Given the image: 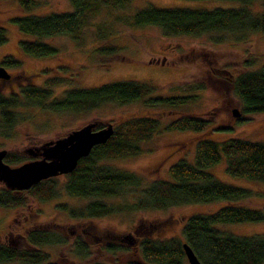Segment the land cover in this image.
I'll list each match as a JSON object with an SVG mask.
<instances>
[{"label": "trees", "instance_id": "16d2710c", "mask_svg": "<svg viewBox=\"0 0 264 264\" xmlns=\"http://www.w3.org/2000/svg\"><path fill=\"white\" fill-rule=\"evenodd\" d=\"M130 1L69 0L72 10L54 11L43 15L24 14L11 17L10 20L19 31L34 36L18 41L22 51L36 57L48 56L54 55L57 48L41 40L42 37L68 35L80 44L84 41V30L91 24L94 16L104 11L107 17L113 9L127 5ZM226 1L235 2L237 5L212 8L157 7L148 3L130 14L117 15L116 18H125L129 24L137 26L156 25L161 28L164 35L220 31L241 40L249 31L264 32V0ZM38 3L39 0H18V5L23 10L30 9ZM112 27L109 20L103 19L95 24L90 33L96 41L109 38L114 33ZM6 39L5 28L0 26V44ZM216 39H223V35ZM95 48L99 53L117 54L119 51V47L112 41L107 44L96 43ZM243 63L252 65L254 58L247 57ZM0 64L16 68L18 71L21 62L16 57L5 54L0 59ZM221 71L241 104L240 115L236 117L237 123L246 118L244 114L264 112V62L257 68L235 73L224 68ZM12 77L10 73L9 79L0 81L9 82ZM16 78V91L12 90L5 94L0 85V135L7 137L17 123L29 118L22 110L25 107L36 106L41 110L53 112H80L99 108L105 103L125 104L140 100L147 106H164L174 112L175 107L195 99L197 96L195 92L205 88V80H190L181 88L182 92L163 96L154 94L157 86L151 82L122 79L96 87L71 86L61 89V95L54 96L52 87L70 83L71 77H46L43 85L22 83L20 77ZM178 113L163 124L160 117L147 115L132 116L113 123V133L109 138L94 145L86 156L79 158L74 169L65 174L66 180L62 184L65 193L87 200L82 206H68L60 202L55 207L58 211H65L70 217L89 218L140 209H164L193 202L224 200L226 204L211 213L188 215L181 227V237L160 239L146 235L138 240L135 247L121 242L113 243V240L106 242L103 247L110 253L129 249V257L124 264H188L182 248V242L185 241L201 264H262L264 233L238 235L218 224L260 221L264 219V211L259 207L240 204L250 198L252 194L250 189L226 183L216 178L207 168L223 160L224 170L230 175L264 182L263 141L242 137H228L222 140L198 139L193 161L179 157L169 166L171 178H156L145 183L134 171L118 168L107 162L112 158L139 154L142 143L161 129L193 130L203 133L208 130L210 121L205 116ZM102 123L103 121L100 124ZM27 157L23 153L7 151L4 161L15 165L27 160ZM58 185L55 176L42 179L21 191L6 188L0 183V206L23 208L28 205V199L42 201L55 198L58 195ZM118 196H125L127 200L118 203L107 201ZM33 213L38 214L39 210L34 209ZM51 224L52 226H49ZM39 225H30L31 227L27 229L25 238L29 245L68 243L63 234L54 228L57 223L49 221L41 222ZM147 227L151 232V229L157 228V223H150ZM140 228L142 227L138 226L136 230L140 231ZM124 237L125 234L114 241L122 239L128 242ZM72 241L75 253L87 257L89 252L88 243L85 242L87 240L74 236ZM8 261L54 264L48 262L47 252L40 249H21L0 243V263Z\"/></svg>", "mask_w": 264, "mask_h": 264}, {"label": "rangeland", "instance_id": "374dc122", "mask_svg": "<svg viewBox=\"0 0 264 264\" xmlns=\"http://www.w3.org/2000/svg\"><path fill=\"white\" fill-rule=\"evenodd\" d=\"M39 1L40 3L30 9L23 10L20 9L18 0H0V26L5 28L7 36L6 41L0 44V59L9 54L21 62L18 71L16 68L6 67L13 77L9 82L0 81L3 93L17 90L16 77H20L22 83L43 85L44 79L51 76L72 78L70 83L53 86L54 96L61 95L63 88L96 87L122 79L151 82L157 86L154 94L163 96L182 92L181 88L190 80H205V88L195 92L197 95L195 99L175 107L174 112L164 106H147L140 100L125 104L105 103L99 108L80 112H53L41 110L36 106L25 107L22 110L29 118L17 123L8 137L0 135V149L5 148L9 152L24 154L27 147L60 137L92 119H100L103 123L106 121L117 123L132 116L147 115L160 117L163 124L175 117L178 112L208 118L209 128L204 133L161 129L142 143L139 154L107 161L118 168L134 171L145 183L156 178H171L169 166L179 157L193 161L198 139L222 140L228 137H242L264 142V112L244 114L246 118L237 123L231 110L237 108L241 112V104L221 71L224 68L235 73L259 67L264 62V32L249 31L241 40L220 31L164 35L161 28L156 25L137 26L129 24L125 18H116L117 15L130 14L148 3L157 7L202 8L230 7L236 6L237 3L226 0H131L127 5L113 9L107 17L104 11L94 16L91 24L85 28L84 41L80 44L68 35L42 37L41 40L54 45L57 52L54 55L36 57L25 53L18 45L20 39L34 36L19 31L10 18L24 14L43 15L54 11L72 10L69 0ZM103 19L112 23L114 33L109 38L98 39L97 42L90 31L92 32L95 24ZM220 35H223V39H216ZM111 41L119 47L117 54L99 53L95 50L96 43L107 44ZM247 57L254 58L252 65L243 63ZM207 170L226 183L250 189L252 192L250 198L240 204L259 207L264 211V182L230 175L224 170L223 160L209 166ZM55 178L59 183L57 197L42 201L28 199V205L23 208L0 206V243L21 249H40L47 252L48 262L54 264L96 262L124 264L129 257V249L110 253L103 247L106 242L113 240V243L121 242L135 247L138 240L146 235L160 239L181 237V227L188 215L211 213L226 204L224 200H213L164 209H140L100 217L76 218L70 217L65 211H58L55 205L62 202L68 206H82L87 198L69 196L65 193L62 188L66 180L65 174H59ZM126 200L125 196L107 199L114 203ZM34 209H38L39 213H33ZM49 221L57 223V226L53 227L63 234L68 243L29 245L25 233L30 225ZM150 223H157V228L151 229V232L147 227ZM137 225L142 228L134 233ZM218 225L238 235L264 233V219ZM128 233L135 236L137 241L133 243L124 242L122 239L114 241ZM74 236L87 240L85 241L89 249L87 257L77 255L73 250ZM0 264L27 263L8 261Z\"/></svg>", "mask_w": 264, "mask_h": 264}, {"label": "water", "instance_id": "95a60500", "mask_svg": "<svg viewBox=\"0 0 264 264\" xmlns=\"http://www.w3.org/2000/svg\"><path fill=\"white\" fill-rule=\"evenodd\" d=\"M9 77L10 73L0 64V79ZM231 113L238 117L240 110L232 108ZM100 123V119H92L60 137L29 146L24 149L29 158L16 165L4 161L7 150L1 148L0 183L6 188L21 191L42 179L71 172L79 158L86 156L94 145L105 142L113 133L111 121ZM124 238L132 243L131 234H126ZM182 248L188 264H201L187 242H182Z\"/></svg>", "mask_w": 264, "mask_h": 264}, {"label": "flooded vegetation", "instance_id": "af4514ba", "mask_svg": "<svg viewBox=\"0 0 264 264\" xmlns=\"http://www.w3.org/2000/svg\"><path fill=\"white\" fill-rule=\"evenodd\" d=\"M151 60H152V59H151ZM151 60H150V61H151ZM134 232L137 233L138 231L135 229ZM129 234H131V233H129ZM131 236H132V241H133V242L137 241V239H136L135 236H133V235H131Z\"/></svg>", "mask_w": 264, "mask_h": 264}]
</instances>
